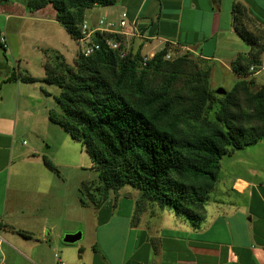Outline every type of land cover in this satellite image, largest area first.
<instances>
[{
  "label": "crops",
  "instance_id": "0c3cea01",
  "mask_svg": "<svg viewBox=\"0 0 264 264\" xmlns=\"http://www.w3.org/2000/svg\"><path fill=\"white\" fill-rule=\"evenodd\" d=\"M237 2L264 30V0H117L111 19L127 14L130 26L122 36L127 49L148 55L170 43L237 80L232 61L250 49L234 28ZM261 61L253 78L264 85V52ZM13 99L12 111L0 107V255L7 264H264V139L222 158L202 220L150 201L135 219L141 191L134 186L110 192L97 207L84 206L83 181L76 194L52 192L53 173L42 156L48 137L41 127L45 120L48 126L54 122L48 110L21 111L26 99ZM25 136L32 144L26 145ZM84 207L95 214L88 234L82 213L78 217ZM78 231L80 240L64 242L66 234ZM86 235L91 242L83 244Z\"/></svg>",
  "mask_w": 264,
  "mask_h": 264
},
{
  "label": "trees",
  "instance_id": "16d2710c",
  "mask_svg": "<svg viewBox=\"0 0 264 264\" xmlns=\"http://www.w3.org/2000/svg\"><path fill=\"white\" fill-rule=\"evenodd\" d=\"M116 2L28 0L27 7L36 11L50 4L56 20L79 42L87 10ZM233 13L235 30L250 46L248 52L239 53L232 61L239 79L221 96L206 84L196 86L194 91L200 89V93L174 117L171 112L176 100L169 93L185 56L167 60V55L177 50L170 43L144 64L141 50L127 49L121 36L116 39L127 50L125 56L111 49L96 33L94 40L100 48L87 56L80 49L73 66L65 63L59 52L53 56L55 67L45 63L42 81L61 89L55 98L62 111L51 110L50 120L82 143L91 156V168L98 172L106 188L100 199V189L88 190L86 195L93 205L97 207L106 200L110 190L131 185L141 191L137 212L150 201L200 221L205 214L204 204L219 180L222 158L264 139V85L253 78L262 64L264 30L252 22L249 27L247 22L252 17L244 4L237 2ZM148 70L166 73L159 87L146 85L144 76ZM204 77L207 83L208 73ZM19 79L37 80L13 72L3 82ZM182 112L190 120H184ZM191 120L197 124H191ZM44 162L53 167L47 157ZM82 191L80 187L86 205L90 202Z\"/></svg>",
  "mask_w": 264,
  "mask_h": 264
},
{
  "label": "rangeland",
  "instance_id": "374dc122",
  "mask_svg": "<svg viewBox=\"0 0 264 264\" xmlns=\"http://www.w3.org/2000/svg\"><path fill=\"white\" fill-rule=\"evenodd\" d=\"M27 1L0 0V35H4L7 39L6 48L0 45V83H2V89H0V107L1 109L12 111L15 102L13 98L20 95L21 98L26 99V102L25 100L22 101L23 104L20 106L21 111L34 112L36 107H39L42 111L48 110L49 113L51 110L61 113V106L55 98L60 95L61 89L56 85L42 81V78L45 76L44 65L48 63L50 67H55L53 56L54 53L59 52L63 55L64 62L73 66L76 56L80 51L81 43L75 40L65 27L56 20L55 11L50 4L35 12L27 7ZM106 12L109 13L107 14ZM105 16L111 18V6L98 5L87 10L85 21L89 25H93ZM247 23L251 28L253 24L250 21ZM130 50L132 52L137 51L133 48H130ZM182 56H185V60L179 67L178 78L169 93V96L176 100L171 112L172 117L178 115L182 111L183 105L188 104L196 93L197 95L200 93V89L197 92L194 91V89L196 90V86L198 87L203 83L210 90L224 87L229 91L240 77L236 80L234 74L224 70L223 67H214L215 70H213L209 61L189 51H171L170 57L167 60L173 61ZM13 72L19 77L31 76L37 80L25 82L19 79L17 80L18 84L14 81L10 83L3 82ZM205 72L208 73V84L204 82L206 79L204 77ZM165 74V72L155 73L148 70L144 76L146 85L152 88L159 87L163 82ZM217 95L221 96L220 94ZM2 97H4V100H1ZM22 114L24 115V113ZM180 116L184 120H190L188 114L185 112H182ZM45 123L49 130L44 126L41 127L44 130L46 129L44 137H48L46 141L42 142V148L45 152L42 156L43 160L47 157L53 165V167L46 165L47 170L53 173L52 183L55 189L51 191L56 192L58 195L61 192H64L66 195L76 194V186L80 185L83 181L81 188L84 191L82 192L83 195L85 194L84 199L87 202H90L88 195H86L88 190L96 192L95 189H100L98 192L101 196H97L98 199L102 198L106 188L100 182L98 172L91 168V156L86 152L82 143L64 134L59 124L54 122V125L48 126L49 122L46 120ZM190 123L197 124V122L192 120ZM182 127L188 129L185 123H182ZM65 137L67 139L66 142ZM22 140H25L26 145L32 144V138L30 137L25 136ZM66 178L67 181H65ZM129 188L133 189L134 187L130 185L126 186L123 191ZM113 191L110 190L109 192ZM122 208H127V205H123ZM135 209V219H138L141 211L137 212L138 207ZM80 213H82V219L85 222L83 226L86 234H88V230L91 232L94 229L95 214L91 208L86 207L82 208L79 212V218ZM79 232L82 234V231ZM89 238L86 235L83 244L91 242Z\"/></svg>",
  "mask_w": 264,
  "mask_h": 264
},
{
  "label": "built area",
  "instance_id": "2783aa9c",
  "mask_svg": "<svg viewBox=\"0 0 264 264\" xmlns=\"http://www.w3.org/2000/svg\"><path fill=\"white\" fill-rule=\"evenodd\" d=\"M130 26L127 22V14L123 13L122 17L119 20L111 19L108 17H102L98 20L97 23L93 26L89 25L86 21L82 25V37L79 39L81 43V52L84 55H90L95 50L100 48V43L94 40V35L99 33L105 39L106 44L114 50H119L121 56H125L127 50L121 48V42L116 39L117 36H123L128 34L127 28ZM111 34L113 36H111ZM0 44L3 48L7 47V39L4 35H0ZM124 44V42H123ZM156 53V52H155ZM144 55L143 62H146L154 56V54ZM170 57V54L167 55V58ZM253 69V68H252ZM4 243V239L0 236V246ZM55 256L58 258L59 255L56 253ZM0 264H7L5 257L0 255ZM59 264H64L60 261Z\"/></svg>",
  "mask_w": 264,
  "mask_h": 264
},
{
  "label": "water",
  "instance_id": "95a60500",
  "mask_svg": "<svg viewBox=\"0 0 264 264\" xmlns=\"http://www.w3.org/2000/svg\"><path fill=\"white\" fill-rule=\"evenodd\" d=\"M217 94L225 95L227 93V90L224 87H218L216 90ZM81 239V232H75V233H68L64 237V242L66 243H74Z\"/></svg>",
  "mask_w": 264,
  "mask_h": 264
}]
</instances>
